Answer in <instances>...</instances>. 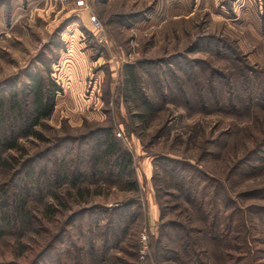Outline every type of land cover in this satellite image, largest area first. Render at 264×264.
<instances>
[{"label":"rangeland","instance_id":"obj_1","mask_svg":"<svg viewBox=\"0 0 264 264\" xmlns=\"http://www.w3.org/2000/svg\"><path fill=\"white\" fill-rule=\"evenodd\" d=\"M77 1L0 0V139L17 141L15 151H0V162L13 164L0 171V188L8 190L10 207L19 205V195L24 211L35 218L22 223L17 236L6 228L0 264H48L57 250L69 246L66 237L82 246L78 229L85 230L88 222L96 251L85 264H173L163 250L176 249V232L162 225L200 229L203 224L166 185L160 158L195 165L236 200L264 187V167L248 176L232 171L263 141L264 107L238 116L199 112L188 79L195 75L206 84L212 70L218 77L210 76L221 83V75L231 71L230 62L215 55L216 41L231 47L244 65L264 69V0H83L76 6ZM129 71L141 99L126 97ZM31 78L49 80L57 90L51 117L27 135ZM144 103L152 105L151 112ZM107 131L130 153L129 175L59 187L54 171L63 165V155L76 161L83 155L80 146L93 147ZM226 133L230 139L214 146ZM33 162V177L18 175ZM81 166L86 173V164ZM129 183L136 187L128 189ZM258 201L238 202L242 208L263 207ZM112 219L115 230L111 242L108 230L104 256L101 229ZM202 244L213 264H222L226 248L205 236Z\"/></svg>","mask_w":264,"mask_h":264},{"label":"trees","instance_id":"obj_2","mask_svg":"<svg viewBox=\"0 0 264 264\" xmlns=\"http://www.w3.org/2000/svg\"><path fill=\"white\" fill-rule=\"evenodd\" d=\"M214 46L215 55L230 62L231 71L227 75H221V83L217 82L218 76L212 70L209 75L207 73L205 76L206 84L197 82L195 75H189L188 79L192 84L191 90L195 100L192 106H195L199 112L205 113L213 109V111H219L228 116H238L242 111L251 113L255 106L264 107V69L258 70L246 63L244 65L243 61L241 62L234 54V50L225 45L223 41H216ZM212 72L217 77L210 76ZM127 80L126 97L128 100L133 95L141 99L133 72L129 71ZM174 85L177 86V84ZM29 90L32 94L33 110L29 125L26 126L27 130L24 132L27 135L35 134L33 130L40 124V121L51 117L54 110V91L57 89L56 85L49 80L31 78ZM176 90L184 98V105L190 107L192 103L186 98V93L180 87ZM206 97L212 99L210 101L212 108H209ZM143 107L146 112H151L153 109L149 103H144ZM128 132V134L131 133L130 130ZM101 136L99 141L94 140L93 147L80 146L83 155H77L76 161L69 162V155H63L60 162L63 165H59L54 171L59 187L76 188L88 179L93 182L100 180L107 182L117 179L120 175H129L128 170L132 165L130 153L122 149L111 131L102 133ZM230 137L231 133L221 135L217 141H214V146L225 144ZM62 146L56 151H59ZM258 146L259 143H256L253 152H248L237 161L232 169L233 173L248 176L250 173L255 174L261 171L264 167V151L262 150L264 139ZM16 149L17 141L0 139V151L8 152ZM11 159L16 162L14 157ZM159 163L160 169L168 179L166 185L169 182V186L176 191V196L189 205L203 224V228L200 229L173 222L162 225L176 232V249L165 248L163 250L167 260L173 264H213L210 254L205 251L202 244V236H205L226 248L225 253L221 255L222 264H264V205L259 207L256 204H250L245 208L239 205L240 201L244 203L257 199L260 200L258 202L262 201L264 204V187L244 192L236 200L227 193L219 181L208 176L195 165L168 157L160 158ZM81 164H86V173L82 171ZM5 165L13 168V164L4 159L0 162V171ZM26 168L29 170L20 171L18 175L26 173L29 177H33V174L37 172L34 162ZM135 187V183L128 184V189ZM9 196L6 188H0V239L6 235V228H9L8 234L13 232L17 236L22 223L35 222L31 219L35 218L24 211L25 204L19 201V195H17L19 205L16 208L9 206ZM114 223L112 219L101 229L104 256L105 247L109 244L108 230L112 233L111 242L115 230ZM87 225L85 230L78 229V239L82 242V246L74 245V241L71 240L72 236L66 237L69 246L64 250H57L56 246L52 245L51 248L57 250L58 254L50 257L48 264H85L84 259L88 255H94L96 251L95 242L92 239L93 228L89 222ZM60 236L56 237L60 240ZM154 260L157 262V259L154 258Z\"/></svg>","mask_w":264,"mask_h":264},{"label":"built area","instance_id":"obj_3","mask_svg":"<svg viewBox=\"0 0 264 264\" xmlns=\"http://www.w3.org/2000/svg\"><path fill=\"white\" fill-rule=\"evenodd\" d=\"M84 5V2L83 0H79L76 2V6H83ZM91 22L94 24L95 27L97 28H101V25L100 23L97 21L96 17L95 16H92L90 18ZM120 136V134L118 135ZM141 240H142V243L145 245V241H146V235L143 233L142 236H141Z\"/></svg>","mask_w":264,"mask_h":264}]
</instances>
